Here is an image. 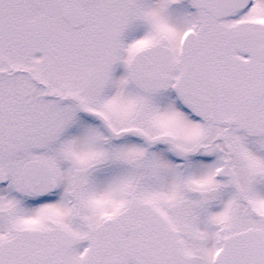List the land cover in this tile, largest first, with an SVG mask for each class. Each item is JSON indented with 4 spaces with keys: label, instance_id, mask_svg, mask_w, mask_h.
<instances>
[{
    "label": "snow or ice",
    "instance_id": "6c2138e0",
    "mask_svg": "<svg viewBox=\"0 0 264 264\" xmlns=\"http://www.w3.org/2000/svg\"><path fill=\"white\" fill-rule=\"evenodd\" d=\"M0 264H264V0H0Z\"/></svg>",
    "mask_w": 264,
    "mask_h": 264
}]
</instances>
